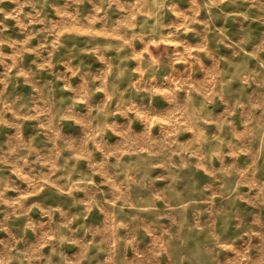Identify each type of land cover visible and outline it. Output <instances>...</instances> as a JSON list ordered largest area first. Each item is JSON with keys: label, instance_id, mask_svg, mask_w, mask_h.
<instances>
[{"label": "rangeland", "instance_id": "374dc122", "mask_svg": "<svg viewBox=\"0 0 264 264\" xmlns=\"http://www.w3.org/2000/svg\"><path fill=\"white\" fill-rule=\"evenodd\" d=\"M0 264H264V0H0Z\"/></svg>", "mask_w": 264, "mask_h": 264}]
</instances>
